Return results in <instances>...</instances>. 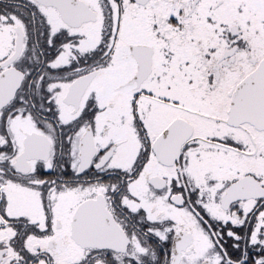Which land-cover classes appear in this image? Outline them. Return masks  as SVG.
<instances>
[{
	"label": "snow or ice",
	"instance_id": "snow-or-ice-1",
	"mask_svg": "<svg viewBox=\"0 0 264 264\" xmlns=\"http://www.w3.org/2000/svg\"><path fill=\"white\" fill-rule=\"evenodd\" d=\"M0 264H264V0H0Z\"/></svg>",
	"mask_w": 264,
	"mask_h": 264
}]
</instances>
